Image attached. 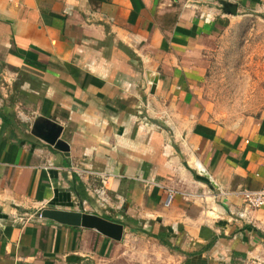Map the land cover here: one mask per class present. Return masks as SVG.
I'll list each match as a JSON object with an SVG mask.
<instances>
[{"label": "crops", "instance_id": "1", "mask_svg": "<svg viewBox=\"0 0 264 264\" xmlns=\"http://www.w3.org/2000/svg\"><path fill=\"white\" fill-rule=\"evenodd\" d=\"M246 17L264 0H0V264H264V206L239 195L264 186V111L204 97Z\"/></svg>", "mask_w": 264, "mask_h": 264}, {"label": "rangeland", "instance_id": "2", "mask_svg": "<svg viewBox=\"0 0 264 264\" xmlns=\"http://www.w3.org/2000/svg\"><path fill=\"white\" fill-rule=\"evenodd\" d=\"M204 82L212 115L226 122L264 111V21L246 17L218 41Z\"/></svg>", "mask_w": 264, "mask_h": 264}, {"label": "water", "instance_id": "3", "mask_svg": "<svg viewBox=\"0 0 264 264\" xmlns=\"http://www.w3.org/2000/svg\"><path fill=\"white\" fill-rule=\"evenodd\" d=\"M205 1L213 2L215 0ZM38 216L72 227L95 229L103 235L108 236L117 241L121 240L124 235L123 224L111 221L109 219L97 215L86 214L82 212L45 209L42 210L38 214Z\"/></svg>", "mask_w": 264, "mask_h": 264}, {"label": "built area", "instance_id": "4", "mask_svg": "<svg viewBox=\"0 0 264 264\" xmlns=\"http://www.w3.org/2000/svg\"><path fill=\"white\" fill-rule=\"evenodd\" d=\"M98 202L106 206L109 202L103 189H96ZM239 195L244 199V204L250 210H257L264 206V186L258 190H242Z\"/></svg>", "mask_w": 264, "mask_h": 264}]
</instances>
